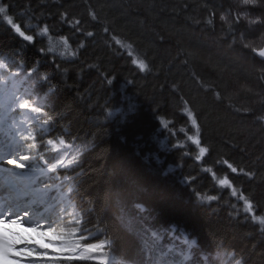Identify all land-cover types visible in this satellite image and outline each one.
I'll return each mask as SVG.
<instances>
[{
  "label": "trees",
  "instance_id": "trees-1",
  "mask_svg": "<svg viewBox=\"0 0 264 264\" xmlns=\"http://www.w3.org/2000/svg\"><path fill=\"white\" fill-rule=\"evenodd\" d=\"M259 1L0 0V101L29 116L26 141L36 159L55 165L75 157L57 173L71 208L60 217L64 227L74 220L76 250L56 264L107 256L142 264L151 234L185 264H264V226L252 218L264 217ZM48 139H63L68 154L52 153ZM200 147L208 152L197 160ZM225 176L237 196L218 185Z\"/></svg>",
  "mask_w": 264,
  "mask_h": 264
},
{
  "label": "snow or ice",
  "instance_id": "snow-or-ice-1",
  "mask_svg": "<svg viewBox=\"0 0 264 264\" xmlns=\"http://www.w3.org/2000/svg\"><path fill=\"white\" fill-rule=\"evenodd\" d=\"M241 3L244 5H253L256 3V0H241ZM5 12V8L0 7V13ZM5 21L13 28V30L20 35L23 39L28 41L29 43L34 41V37L32 35H26L24 31H22L21 27L18 24H15L11 17L4 16ZM223 20L224 17L221 16ZM79 23V22H77ZM47 32L45 28L43 30ZM88 35H92V33H88ZM117 43H120L117 40ZM67 46V45H66ZM51 51V49H49ZM258 55L260 57H264V49L259 50ZM133 64H136L141 71H144L147 65L143 60H133ZM29 105L27 103H20V110L28 109ZM32 111L40 112L41 109L33 108ZM189 119L191 120L192 126L195 128L197 126V121L192 117L191 113H188ZM161 124L167 128L168 124L161 120ZM183 131V129H181ZM188 139L192 141L193 144H199L198 138L193 136H189ZM47 143L52 145L53 149L57 148V145L53 143L52 139H48ZM65 141L63 139L60 140V145H63ZM35 147V145H33ZM208 152L206 147L199 148V156L196 157L197 160H200L205 154ZM30 159V156L23 155L19 159H10L8 163L14 165L17 168H24L26 165L23 161ZM75 157L68 160H59L57 163L61 167H69L73 165ZM228 168L231 169L233 173L237 172V168L233 167L230 163L225 161ZM57 167V164H55ZM215 178V177H214ZM218 185L223 188L227 187L231 189V195L233 197L237 196V189L233 187L232 182L229 180L227 176L217 181ZM216 196H208L207 200L213 201L216 200ZM240 200L244 201V211L246 213L253 212V205L251 201H249L244 195H240ZM253 220L258 222L260 225L264 226V217L253 215ZM23 217H16L14 219H8L5 217H0V264H24V261L28 257H32L34 255V250L27 247L29 244L38 245L42 249H52L55 252L61 251H72L74 252L76 249L74 247H70L67 243L57 244L55 241H66V237L64 235H57L51 229L47 231H41L37 227H25L23 223ZM79 223V222H78ZM104 247V243L100 244H89L87 245L85 251L86 252H96L98 249ZM71 259V257H68ZM78 259H84L85 256L81 255L77 257ZM99 264H107L105 259H101Z\"/></svg>",
  "mask_w": 264,
  "mask_h": 264
},
{
  "label": "rangeland",
  "instance_id": "rangeland-1",
  "mask_svg": "<svg viewBox=\"0 0 264 264\" xmlns=\"http://www.w3.org/2000/svg\"><path fill=\"white\" fill-rule=\"evenodd\" d=\"M259 3L257 4L256 7H260V1L257 0ZM261 28V27H260ZM251 30V28H249ZM261 30V29H260ZM264 30V27L262 28ZM262 48H257L256 51H259ZM1 66V65H0ZM20 128L19 125H14L10 127L9 123L3 125L2 131L6 133H2L0 131V138H1V144H0V161L8 163L10 159H19L21 156L25 155V152L21 151V147L19 144L16 142L15 138L13 137V131L12 128ZM25 128V127H22ZM21 128V132H23ZM60 140L56 142H53L54 144L57 145L56 149L52 148V145H49L54 152L58 151H65L68 150V145L65 143L63 145H60ZM23 163L26 165L24 168H17L14 165L11 164V166H14L16 168L15 171L5 173L2 172V169L0 168V174H5V175H0V182L2 184L5 183L3 178H8L10 185L13 184L14 187H18L24 190L23 195L29 196L28 198L23 197V199H20L18 202L15 204H20V206H15L14 208L9 209L8 211L3 210L2 208L0 209V214L1 216L8 218V219H14L16 217H23V223L25 227H37L41 231H47L51 229L55 234L57 235H64L66 237V241H55L54 243L61 244V243H67L71 244L74 242V236H75V229L74 227V220H70L68 222L69 225H71V228H69V225H66V227L62 226L63 222L59 221L57 222L56 219H48V217H41L40 213L34 209L31 204H33L36 201V197L40 194H42L43 189L42 188H35L38 185H35V178H36V171H30L31 169L28 168V160L23 161ZM10 164V163H8ZM22 172H19V171ZM16 181V182H15ZM50 189V188H48ZM9 191V190H8ZM3 197L0 196V200H2ZM55 203L59 204L60 209H69L71 211L70 207L66 204L63 199L58 197H55L53 199ZM4 203V201H0V207L2 206L1 203ZM9 202V201H8ZM5 206V205H4ZM13 206V205H10ZM50 213H53V210H50ZM52 216V215H51ZM183 243H185V237L181 239ZM27 247L31 248L34 250V255L32 257H28L25 261L24 264H34V262H41V264H52L53 260H56L58 256H60L61 252H55L52 249H42L38 245L34 244H29ZM159 247V244L155 241V239H152V245L147 247V250L150 248H155ZM46 252V253H44ZM152 250L148 252L147 258L149 254H152ZM155 255V253H154ZM160 263L164 264L161 262V260H156L154 263Z\"/></svg>",
  "mask_w": 264,
  "mask_h": 264
},
{
  "label": "water",
  "instance_id": "water-1",
  "mask_svg": "<svg viewBox=\"0 0 264 264\" xmlns=\"http://www.w3.org/2000/svg\"><path fill=\"white\" fill-rule=\"evenodd\" d=\"M258 52H259V51H258ZM258 52H255L256 56H257L258 58L264 60V57H260V56L258 55Z\"/></svg>",
  "mask_w": 264,
  "mask_h": 264
},
{
  "label": "bare ground",
  "instance_id": "bare-ground-1",
  "mask_svg": "<svg viewBox=\"0 0 264 264\" xmlns=\"http://www.w3.org/2000/svg\"><path fill=\"white\" fill-rule=\"evenodd\" d=\"M258 52V51H257ZM256 55V54H255Z\"/></svg>",
  "mask_w": 264,
  "mask_h": 264
}]
</instances>
